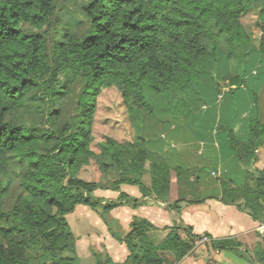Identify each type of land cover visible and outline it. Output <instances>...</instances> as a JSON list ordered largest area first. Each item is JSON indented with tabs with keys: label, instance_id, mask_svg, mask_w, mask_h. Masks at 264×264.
Returning <instances> with one entry per match:
<instances>
[{
	"label": "trees",
	"instance_id": "obj_1",
	"mask_svg": "<svg viewBox=\"0 0 264 264\" xmlns=\"http://www.w3.org/2000/svg\"><path fill=\"white\" fill-rule=\"evenodd\" d=\"M256 1L91 0L83 8L88 35L67 36L49 56L43 30L52 27L55 0H0V264H78L77 239L67 217L80 206L101 214L119 206L95 197L102 188L85 176L96 157L94 125L105 92L119 93L133 130L128 139L117 129L115 136L105 137L101 171L116 178L105 189L138 186L144 196L166 201L170 171H189L167 163L181 162L169 144L193 143V153L205 159L195 134L206 124L213 130L228 108L232 123H218L216 135L226 139L230 158L220 176L213 175L216 168H204L198 180L220 185L223 203H240L264 223V161L256 166L264 147V38L255 44L242 23ZM263 17L264 6L259 24L264 34ZM76 83L81 86L77 115L58 127L59 101ZM204 107L210 124L200 114ZM241 124L244 139L235 134ZM155 144L167 148L166 154ZM148 163L151 187L145 188ZM13 184L23 194L6 210ZM164 230L160 238L149 220L136 218L127 234L111 232L126 245L127 259L116 263L96 255V264H179L200 240L184 224ZM211 244L218 251L242 246L232 238ZM253 255L264 264L263 245Z\"/></svg>",
	"mask_w": 264,
	"mask_h": 264
},
{
	"label": "crops",
	"instance_id": "obj_2",
	"mask_svg": "<svg viewBox=\"0 0 264 264\" xmlns=\"http://www.w3.org/2000/svg\"><path fill=\"white\" fill-rule=\"evenodd\" d=\"M263 6L264 1L260 7L250 10L242 18V23L253 42L254 30L251 32L247 28L245 19L248 18L249 25L253 26L258 21L261 22ZM226 85L224 84V93L229 91ZM203 109L200 114L210 124L207 109L205 107ZM260 119L264 123V89L260 96ZM219 120V117L215 119L213 130L206 124L205 128L195 134L199 141V154L205 152V159H200L193 153L191 150L193 143L180 146L169 144L170 152L177 151V158L179 155L181 162L167 163L172 167L182 166L189 171L181 174H177L175 170L170 171V193L166 201L157 199L154 195L144 196L138 186L124 184L120 186L119 191L102 189L95 192L97 198L119 203V206L112 211L101 214L89 207L80 206L71 214L75 223L79 219L81 221L83 218L86 219L85 233L75 236L79 261L84 255L86 259H91L95 253H104L116 263L124 262L129 255L126 245L116 241L111 232L118 231L125 235L130 231L134 219L144 218L154 225L160 238L166 235L165 228L181 224L191 227L193 233L200 236L194 250L179 264H259L254 259L253 251L259 245L264 246V223L254 220L247 210L240 209L238 207L240 203L236 205L223 203L220 185L212 184L205 177L198 180V174L204 176V168H216V171H221L222 166L227 163L226 160L230 158L226 139L222 135H216L218 123L219 125L232 123L233 117L228 108L223 109V121ZM197 123L202 125L201 120ZM235 134L241 139L245 138L243 124L235 128ZM155 148L158 152L166 154L167 148L163 149L157 144ZM259 152L260 159L256 164L258 168L263 165L264 147ZM146 169L147 173L142 179V184L145 188H150V163L147 164ZM122 194H124L123 198H121ZM129 200L133 202L129 203ZM204 238L207 241L201 242ZM230 238L237 239L242 246L235 251H218L212 248V240Z\"/></svg>",
	"mask_w": 264,
	"mask_h": 264
},
{
	"label": "rangeland",
	"instance_id": "obj_3",
	"mask_svg": "<svg viewBox=\"0 0 264 264\" xmlns=\"http://www.w3.org/2000/svg\"><path fill=\"white\" fill-rule=\"evenodd\" d=\"M91 0H55V9H54V19L52 22V27L48 30L47 28H44L43 31L46 32V39L48 42V50L47 53L49 56L52 54L53 46L55 43L64 42L66 40L67 36L73 35L79 39H83L88 35L89 32V21L84 15L83 8L86 6ZM264 0H258L255 3L252 4L251 11L257 9V7H260ZM245 24L253 35L254 43L259 44L261 39L264 38V34L262 33L260 29V21L257 22V24L249 25L248 18L245 19ZM42 32V31H41ZM207 41V40H206ZM81 86L80 84L76 83L74 86L71 87V91L67 93L58 104V108L60 110V119L58 121V127H62L66 123L74 121L75 116L77 115V95L80 90ZM122 108H120L119 106ZM239 106L241 103H238ZM100 112L98 115V122L94 125L96 126V135L95 139L92 143V150L95 152L96 157L94 160H92L93 163V169H89L87 174L85 176L87 178L91 177L95 179L96 182L99 183L100 187L102 189H105L106 187L112 188V184L115 181V176L110 173H104L101 171V162L102 160V151H103V144L105 137L107 136H115L116 129L117 131H120L122 135H124V139H128L129 135L132 134L133 137V130L129 126V123L126 119V109L123 108V104L121 102V97L119 93L113 91L111 93L105 92L101 96V104H100ZM112 108V109H111ZM99 110V109H98ZM243 110V106L240 108V111ZM109 111V112H108ZM239 111V112H240ZM109 115L108 118L110 119L109 122L103 123V117L106 115ZM116 114V116H114ZM122 118H125V125L121 124V122L124 120ZM119 120L120 123H114L112 124V121ZM112 124V125H111ZM99 189V190H102ZM106 190V189H105ZM109 190V189H108ZM111 190V189H110ZM98 191V190H97ZM23 194V190L17 185L13 184L11 189L9 190V193L7 197L4 200V208L6 210H11L13 207H15ZM104 206H100L98 209L102 211V208ZM94 211V210H93ZM68 222L71 226V229L75 236H81V234L85 233L84 230L85 227V220L81 221V219L78 220L77 223H75L74 218H72V215H69ZM117 227V226H115ZM83 229V230H82ZM116 234H122L118 231L115 232ZM96 255H102L103 258H106V254H93V258L86 259L85 255L80 259L78 264H96Z\"/></svg>",
	"mask_w": 264,
	"mask_h": 264
},
{
	"label": "built area",
	"instance_id": "obj_4",
	"mask_svg": "<svg viewBox=\"0 0 264 264\" xmlns=\"http://www.w3.org/2000/svg\"><path fill=\"white\" fill-rule=\"evenodd\" d=\"M220 174H221V171H220V170L217 171V172H213V175H214V176H220ZM206 241H207L206 238H204L203 240H201V242H206Z\"/></svg>",
	"mask_w": 264,
	"mask_h": 264
}]
</instances>
